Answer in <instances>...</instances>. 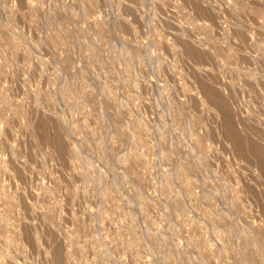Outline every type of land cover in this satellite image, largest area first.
Instances as JSON below:
<instances>
[{"label": "rangeland", "instance_id": "rangeland-1", "mask_svg": "<svg viewBox=\"0 0 264 264\" xmlns=\"http://www.w3.org/2000/svg\"><path fill=\"white\" fill-rule=\"evenodd\" d=\"M0 264H264V0H0Z\"/></svg>", "mask_w": 264, "mask_h": 264}, {"label": "bare ground", "instance_id": "bare-ground-1", "mask_svg": "<svg viewBox=\"0 0 264 264\" xmlns=\"http://www.w3.org/2000/svg\"><path fill=\"white\" fill-rule=\"evenodd\" d=\"M175 51H176V50H175ZM177 54H178V53H177ZM179 54H180V52H179ZM181 54H182V53H181ZM182 56H183V54H182ZM178 57H179V56H178ZM180 57H181V56H180ZM181 59H182V58H181ZM250 81H251V80H250ZM246 84H247V83H246ZM246 84H245V85H246ZM248 85H250V84H248ZM249 87H251V86H249ZM245 97H246V96H245ZM248 97H249V96H248ZM248 97H247V98H248ZM254 97H255V96H254ZM250 98H251V96H250ZM252 99H253V98H252ZM244 101H245V100H244ZM249 102H250V101H249ZM249 102H248V103H249ZM243 103H244V102H243ZM247 106H248V105H247ZM240 110L242 111V109H240ZM243 111H244V110H243ZM261 112H262V111H261ZM220 113H221V112H220ZM220 113H219V115H220ZM223 113H224V112H223ZM238 113H239V112H238ZM224 114H225V113H224ZM244 114H245V113H244ZM253 114H255V113H253ZM256 114H257V113H256ZM221 116H222V115H221ZM225 118H227V117H225ZM244 118H245V116H244ZM237 177H239V176H237ZM237 177H236V178H237ZM237 179H238V178H237Z\"/></svg>", "mask_w": 264, "mask_h": 264}]
</instances>
